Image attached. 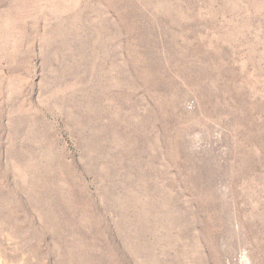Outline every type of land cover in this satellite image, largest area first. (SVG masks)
I'll return each instance as SVG.
<instances>
[{
	"label": "rangeland",
	"instance_id": "obj_1",
	"mask_svg": "<svg viewBox=\"0 0 264 264\" xmlns=\"http://www.w3.org/2000/svg\"><path fill=\"white\" fill-rule=\"evenodd\" d=\"M0 264H264V0H0Z\"/></svg>",
	"mask_w": 264,
	"mask_h": 264
}]
</instances>
